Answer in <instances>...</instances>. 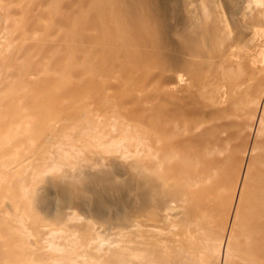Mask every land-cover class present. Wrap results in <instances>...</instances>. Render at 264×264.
Returning a JSON list of instances; mask_svg holds the SVG:
<instances>
[{
    "label": "bare ground",
    "instance_id": "bare-ground-1",
    "mask_svg": "<svg viewBox=\"0 0 264 264\" xmlns=\"http://www.w3.org/2000/svg\"><path fill=\"white\" fill-rule=\"evenodd\" d=\"M0 264H264V0H0Z\"/></svg>",
    "mask_w": 264,
    "mask_h": 264
},
{
    "label": "rangeland",
    "instance_id": "rangeland-1",
    "mask_svg": "<svg viewBox=\"0 0 264 264\" xmlns=\"http://www.w3.org/2000/svg\"><path fill=\"white\" fill-rule=\"evenodd\" d=\"M103 168H101V169H104L105 168V166H102ZM100 168H98V167H96L95 169H93V171L94 172H97V171H99V169ZM117 176H121V177H117ZM124 176L126 177V175L124 174V173H117L116 174V178H119V180H120V178H121V180H124L125 178H124ZM124 178V179H123ZM118 180V179H117ZM118 180V181H119ZM120 182V181H119ZM122 182V181H121ZM52 194L53 193H50V195H49V197L51 198L50 199V203H51V207L53 208L55 205H54V203L52 202L53 200H54V196H52ZM53 198H52V197ZM114 196H115V198H114ZM130 195L128 194V193H126V192H123V193H119V192H117V193H115V194H111V200H116V201H114L116 204H114V206H115V208H114V206H113V208H112V212H114V213H117L118 211H120L121 209H123V207H121L120 208V206H118L119 204L117 203V201H119V200H121L122 202H124L125 204H128V200H129V197ZM118 197V198H117ZM110 198V197H109ZM114 198V199H113ZM110 200V201H111ZM112 202V201H111ZM123 203V204H124ZM234 205V204H233ZM125 206V205H124ZM120 208V209H119ZM113 213V214H114ZM230 219H231V215L229 216V219H228V225H227V230H228V226H229V223H230ZM96 221V223H95V227H96V229H100V228H102V223L100 222V221H97V220H95ZM146 230H150V227L149 228H146ZM109 236H106V239H107V241L108 240H114L113 238H112V236L110 235V238H108ZM48 255H49V253H48Z\"/></svg>",
    "mask_w": 264,
    "mask_h": 264
}]
</instances>
